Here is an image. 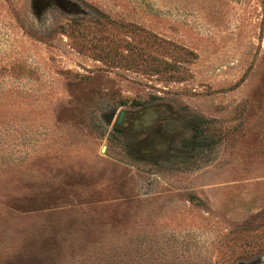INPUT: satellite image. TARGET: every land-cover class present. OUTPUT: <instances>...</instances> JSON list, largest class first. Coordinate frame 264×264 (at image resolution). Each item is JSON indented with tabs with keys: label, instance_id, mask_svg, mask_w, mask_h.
Segmentation results:
<instances>
[{
	"label": "rangeland",
	"instance_id": "1",
	"mask_svg": "<svg viewBox=\"0 0 264 264\" xmlns=\"http://www.w3.org/2000/svg\"><path fill=\"white\" fill-rule=\"evenodd\" d=\"M0 264H264V0H0Z\"/></svg>",
	"mask_w": 264,
	"mask_h": 264
},
{
	"label": "water",
	"instance_id": "2",
	"mask_svg": "<svg viewBox=\"0 0 264 264\" xmlns=\"http://www.w3.org/2000/svg\"><path fill=\"white\" fill-rule=\"evenodd\" d=\"M124 115H125V113H124V112H122V113H121V115H120V118H119V120H118V123H121V121H122V119H123Z\"/></svg>",
	"mask_w": 264,
	"mask_h": 264
},
{
	"label": "trees",
	"instance_id": "3",
	"mask_svg": "<svg viewBox=\"0 0 264 264\" xmlns=\"http://www.w3.org/2000/svg\"><path fill=\"white\" fill-rule=\"evenodd\" d=\"M146 64H147V63H145V65H146ZM166 64H167V63H166ZM146 67H147V65H146ZM147 68H148V67H147ZM147 68H146V69H147ZM151 71H152V73H151L152 76H153V74H158V73H157L158 71H156V70H151Z\"/></svg>",
	"mask_w": 264,
	"mask_h": 264
}]
</instances>
